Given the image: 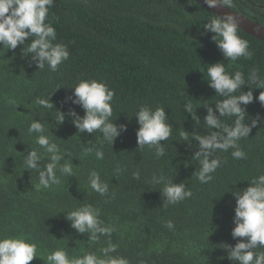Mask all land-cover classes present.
I'll list each match as a JSON object with an SVG mask.
<instances>
[{"label":"trees","instance_id":"16d2710c","mask_svg":"<svg viewBox=\"0 0 264 264\" xmlns=\"http://www.w3.org/2000/svg\"><path fill=\"white\" fill-rule=\"evenodd\" d=\"M232 2V9L264 25V0ZM216 16L194 0H54L46 23L56 29L54 43L67 45L70 53L58 71H50L47 65L38 70L31 56L22 58V45L15 50L0 46V237L23 236L35 242L43 260L37 257L30 264H48L46 256L56 248H66L69 255L82 251L100 255L109 237L88 241L86 234L70 227L62 212L81 203L99 208L100 219L115 227L110 239L118 249L113 255L126 257L130 264H239L228 259L221 245L247 240L233 239L231 234L233 193L264 174V105L256 99L264 89L247 83L252 70L264 79V41L238 29L249 43L251 56L226 60L212 39L215 34L204 29ZM217 62L224 63L228 73L243 72L242 91L251 88L254 97L252 103L242 105L245 123L259 119L249 137L238 142L246 158L233 159L232 149L217 151L215 155L224 162L212 181L201 184L194 175L199 163L192 157L198 142H184L180 132L204 135L210 131L203 123L204 103L215 110V103L224 99L207 81L208 64ZM80 79L103 81L114 90L111 119L118 126L127 125L113 145L103 142V160L95 156L101 135L78 133L67 115L70 109L84 115L79 105L64 102ZM51 93L53 110L34 103ZM10 99L17 105H10ZM188 102L193 104V115L184 110ZM141 105L164 107L173 126L170 138L161 141L166 148L163 157L157 158L148 146L138 148L139 125L133 115ZM57 110L65 114L61 124H57ZM221 119L231 125L235 118ZM33 120L43 123L50 130L46 134L70 154L75 173L68 177L57 172L61 183L39 191L34 188L38 173L24 167L26 149L43 153L35 144L37 134L28 132ZM87 147L93 151L86 153ZM46 162L42 159L41 167ZM93 169L108 183V195L100 196L88 186ZM136 173L140 179L134 178ZM154 174L184 182L192 196L163 206V185L151 182ZM167 220L174 222L173 230L164 226ZM256 251L264 252V248Z\"/></svg>","mask_w":264,"mask_h":264},{"label":"clouds","instance_id":"9594fccd","mask_svg":"<svg viewBox=\"0 0 264 264\" xmlns=\"http://www.w3.org/2000/svg\"><path fill=\"white\" fill-rule=\"evenodd\" d=\"M208 8L222 6L232 8V0H203ZM54 5V0H0V46L8 50H15L22 45V58L31 56L38 70H43L45 65L52 72L58 71L59 66L69 59L70 53L67 45L54 43L56 41V29L49 22L46 23L49 8ZM240 28V18L232 13H225L223 16L217 15L204 24L205 31H210L215 35L212 37L219 50L226 60L236 61L240 57H250L249 43L238 35ZM31 37V42L26 43ZM207 67V81L209 86L215 90L216 94L224 99L215 103V110L204 103L207 115L203 123L210 130L201 135L196 132L189 133L185 130L180 132V137L184 142L191 144L192 140L198 142L197 151L192 155L198 161L199 169L194 172L196 179L201 184H207L213 180V173L222 166L221 158L215 154L217 151L227 152L232 149L233 159H244L246 153L238 143L241 139L249 137L251 129L256 126L257 119H253L251 124H246L245 107L253 102V92L251 88L246 93L242 88L246 85L245 76L242 71L228 73L222 62H217ZM248 84H255V88L264 89V79H261L257 70H252L248 76ZM61 87H57L59 89ZM72 96L66 97L64 102L71 101L74 105H79L84 110V115L80 116L75 109H70L74 126L78 133L87 132L89 134L99 133L102 137L101 146L95 148V156L98 160H103V142L113 145L115 139L123 131L127 130V125H117L111 119L113 116L112 101L115 95L105 82L96 79H80L77 84L71 86ZM237 91L239 95H234ZM51 95L47 98L37 97L34 103L45 109L53 110ZM264 105V91H261L256 98ZM10 105L16 106L14 99L8 101ZM186 113L193 115V104L188 102L184 106ZM57 113V124L65 120V114L59 110ZM137 118L139 125L136 137L138 148L148 146L154 149L157 158L166 154L165 144L172 135L173 126L169 122L164 107L157 106L155 109L147 105H141L133 115ZM222 117H234L232 124L222 122ZM196 123H200L196 116ZM213 129H216L214 131ZM49 129L39 120H33L29 127V134L36 133L35 144L43 149V153L37 148L26 149L24 155L25 170L36 171L38 173V183L34 188H51L53 185L61 183L60 176L75 177L73 162L70 154L62 152L59 145L54 142L48 134ZM52 133V132H51ZM191 134V135H189ZM53 135V134H52ZM91 144V142H89ZM93 147L85 148L86 153H91ZM67 157V159L65 158ZM47 160L41 167L42 159ZM63 161V163H62ZM135 179H140L139 173L134 174ZM249 181V186L233 195L236 198L235 215L233 218L232 237L247 238L239 240L234 246L222 244L226 249L228 259L239 264H264V252L256 251L264 248V174L254 177ZM153 184L163 185L160 189L163 197V206L175 205L192 196L191 190L184 182L174 183L163 174L152 176ZM88 186L92 191L100 196L109 193L108 183L101 180L100 173L93 169L88 174ZM114 196V193H113ZM66 213L65 219L70 222V227L79 234H86L88 241L96 243L101 236L109 237L107 246L102 247L97 255L94 251H82L81 255H69L66 248H56L51 250L46 260L48 264H130L129 260L117 253L118 245L110 239L116 230L114 226L106 225L101 219V211L91 203H81L73 210L62 211ZM169 230L175 228L172 220H167L164 225ZM43 258L37 254V244L23 236H2L0 237V264H30L34 258Z\"/></svg>","mask_w":264,"mask_h":264},{"label":"water","instance_id":"95a60500","mask_svg":"<svg viewBox=\"0 0 264 264\" xmlns=\"http://www.w3.org/2000/svg\"><path fill=\"white\" fill-rule=\"evenodd\" d=\"M200 4H202L205 8L209 9L216 15L223 16L225 13H232L237 15L240 18V28L241 30L247 32L248 34L264 41V25L260 22L252 19L248 15L240 13L232 8H224L222 6H217L216 8H208L204 3L203 0H194Z\"/></svg>","mask_w":264,"mask_h":264}]
</instances>
